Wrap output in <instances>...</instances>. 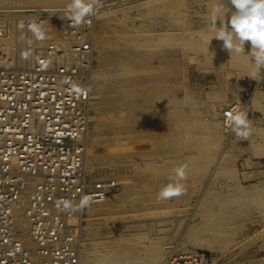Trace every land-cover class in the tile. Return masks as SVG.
I'll list each match as a JSON object with an SVG mask.
<instances>
[{
    "label": "rangeland",
    "instance_id": "obj_1",
    "mask_svg": "<svg viewBox=\"0 0 264 264\" xmlns=\"http://www.w3.org/2000/svg\"><path fill=\"white\" fill-rule=\"evenodd\" d=\"M69 2L0 0V12L56 22ZM231 11L228 0H100L86 165L115 189L79 211L80 264H264V79L213 38ZM234 109L247 113L248 140L224 121ZM180 165L184 193L158 200Z\"/></svg>",
    "mask_w": 264,
    "mask_h": 264
},
{
    "label": "built area",
    "instance_id": "obj_2",
    "mask_svg": "<svg viewBox=\"0 0 264 264\" xmlns=\"http://www.w3.org/2000/svg\"><path fill=\"white\" fill-rule=\"evenodd\" d=\"M64 16L0 12V264H80L79 211H62L59 202L91 195L101 203L115 189L86 165L92 17L73 26ZM30 19L43 22L45 40L28 32Z\"/></svg>",
    "mask_w": 264,
    "mask_h": 264
},
{
    "label": "clouds",
    "instance_id": "obj_3",
    "mask_svg": "<svg viewBox=\"0 0 264 264\" xmlns=\"http://www.w3.org/2000/svg\"><path fill=\"white\" fill-rule=\"evenodd\" d=\"M232 11L229 16L216 28V38L223 42V48L231 53L247 54L251 57L253 72L249 78L259 82L264 79V0H228ZM100 6V0H70L65 7V18L71 21L73 26H81L88 21V18L95 14ZM222 7L217 6L212 11V23L217 24L218 16L222 12ZM28 32L32 34L35 41L46 39V31L43 22L30 19L26 24ZM21 39H25L21 37ZM250 42V51L245 52V43ZM26 44L31 46L33 39H26ZM30 48L21 53L24 60L31 56ZM46 68L51 61H41ZM74 91L85 93V90L77 85L73 86ZM86 94V93H85ZM227 126L232 133L241 140H248L252 134V126L246 111L237 109L228 115ZM187 165H180L174 169L175 178L169 183L162 185L158 195V200H168L178 197L185 191L181 181L186 179ZM93 197L83 195L78 203L72 200H62L59 202L62 211L77 212L91 207Z\"/></svg>",
    "mask_w": 264,
    "mask_h": 264
},
{
    "label": "bare ground",
    "instance_id": "obj_4",
    "mask_svg": "<svg viewBox=\"0 0 264 264\" xmlns=\"http://www.w3.org/2000/svg\"><path fill=\"white\" fill-rule=\"evenodd\" d=\"M133 43H135V41L133 42V41H131V40H129V42H128V44H133ZM130 73V72H129ZM234 108V107H233ZM232 109V108H231ZM235 110V109H234ZM232 111V110H231ZM124 165V164H123ZM18 219H19V221H23V217L22 216H20V217H18ZM81 230H83L82 228H81ZM106 230V229H105ZM98 236V235H97ZM99 239V238H98ZM104 239V238H103ZM90 240H92L93 241V237H92V239H90ZM105 241H106V239H104ZM103 240V241H104ZM109 241V240H108ZM97 242V241H96ZM95 242V243H96ZM98 242H101L100 240L98 241ZM103 243V242H102ZM83 244V243H82ZM91 244H93V243H91ZM98 244H100V243H98ZM110 244V243H109ZM104 246H105V244H103ZM107 245V244H106ZM125 252V251H124ZM127 252V251H126ZM125 252V253H126ZM117 253V252H116ZM126 255H127V253H126ZM114 257H116L115 259H117V258H119L120 257V254H114ZM124 257V256H123ZM125 258H127L126 256H125ZM106 259H108V257H106ZM112 259V257L111 258H109L108 260H111ZM123 259V258H122ZM119 260V259H118ZM117 260V261H118Z\"/></svg>",
    "mask_w": 264,
    "mask_h": 264
}]
</instances>
